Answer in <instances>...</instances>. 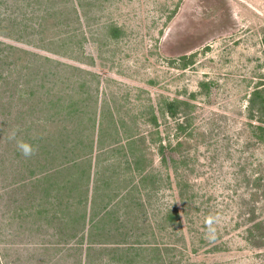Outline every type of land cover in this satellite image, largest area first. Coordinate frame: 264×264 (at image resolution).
I'll use <instances>...</instances> for the list:
<instances>
[{
	"label": "rangeland",
	"instance_id": "374dc122",
	"mask_svg": "<svg viewBox=\"0 0 264 264\" xmlns=\"http://www.w3.org/2000/svg\"><path fill=\"white\" fill-rule=\"evenodd\" d=\"M203 80L213 81L209 93L200 88ZM262 82L264 0H0V264H88L90 258L83 259V252L74 248H44L54 227L39 225L45 217L40 219L35 205H48L41 189L49 181H64L62 176L35 178L31 170L41 171L36 159L52 142L69 156L79 152L71 148L72 140L84 130L88 145L80 150L81 157L94 162L99 158L92 131L102 130L104 122L102 147L116 141L110 130H121L123 142L143 133L156 167L173 177L174 167L167 171L160 165L158 144L186 138H177L176 121L165 111L166 98L191 101L186 130L196 131L193 140L188 137L179 146L180 156L195 163L194 172L178 164L181 179L190 185V203L180 201L174 178L147 200L153 220L170 206L184 210L183 225L177 218L166 223L175 232L168 243L177 244L182 257L173 264H264V242L253 239L260 230L247 224L249 215L264 217V185L253 189V180L250 185L245 181L251 178L248 169L258 163L263 166H258L257 176L264 179V138L246 144L249 96ZM237 137L244 145L243 156L232 159L224 153L228 143L238 146ZM217 138L222 144L215 143ZM212 148L223 150L215 166L219 177L228 179H220L215 190L206 185ZM112 158L124 161L127 155L104 154L100 160ZM233 161L247 168L239 171L240 165H233L230 170ZM253 190L259 195L255 201ZM60 191L56 184L52 192ZM206 191L226 201L210 208L207 216L206 203L201 204ZM148 195L143 189V196ZM255 203L249 213L247 208ZM217 211L218 217L213 213ZM118 222L130 225L127 218ZM158 222L152 221L156 229L165 227ZM81 227V222L76 224ZM228 230L241 238H233ZM217 231L222 239L211 241ZM167 232L158 231L157 238ZM52 233L50 239L59 237L57 231ZM213 243L216 250L211 249ZM120 256L95 255L91 264H126ZM141 259L149 264L144 262L147 257ZM168 260L164 256V264H170Z\"/></svg>",
	"mask_w": 264,
	"mask_h": 264
},
{
	"label": "trees",
	"instance_id": "16d2710c",
	"mask_svg": "<svg viewBox=\"0 0 264 264\" xmlns=\"http://www.w3.org/2000/svg\"><path fill=\"white\" fill-rule=\"evenodd\" d=\"M182 58L186 59L187 56H183ZM262 83L264 84V82ZM262 83H260V85L258 84L249 96L250 121L248 125L250 130L247 131L250 134V138L246 142L247 146L258 144L260 139L263 140L264 138V86H262ZM212 87V80H203L200 82V88L206 90V93H209ZM194 94V92L191 93L190 99L194 98ZM258 104L259 111L255 113L254 107ZM191 106H193V104L190 100L182 98L165 99V111L171 118L175 119L177 124V138L180 135H185L183 137L186 138L179 137L176 143L168 140L169 143L160 141L158 144L160 165H164L166 167L165 170L169 166L174 167L173 177L171 176L172 174L168 172L165 173L156 167L154 159L152 161L147 152V140L143 133L127 136L125 139L126 141L123 142V138H120L121 130H110L111 132H109V134L112 137L115 136L116 141L109 146L102 147L99 138H101V135L104 137V122H102V130H97L96 134L94 130L92 131V140L95 139L96 141L94 153L96 151L97 157L99 158L96 159L95 157L94 162L91 158L87 159L81 157L82 153L80 150L88 145L86 144L88 132L84 130L77 132L76 138L72 140L73 144L71 148L79 150V152H75V154L69 156L68 153L63 152L59 147L57 148L56 144L53 142L51 145H54L50 148L52 150L42 151L40 157L36 159V165L41 167L40 174H38L36 170H31L30 173L35 178H43L44 180L62 176L64 181L62 184H59L57 180L49 181L48 186L41 189L43 201H46L48 205L41 206L42 201L35 205L37 206L36 212L41 215L40 219H42V216L45 217L44 220L39 221V225H44L45 227L53 226L54 228L50 229L51 233L57 231L56 236L59 235L57 238L50 239V233V238L47 241L44 240V248L49 250H52V248L62 250V247H67L68 250L74 248L75 250L83 252V259L90 258L88 264H91V260L95 255L104 253L109 255L115 252L121 255L120 258L123 259L126 264H142L141 258L146 257L147 259L144 260L145 263L164 264V256L166 255H168L170 259L168 260L170 264L175 263V261L178 262V259H182L180 252L177 250V244L168 243V239H172V235L174 236L175 232L173 234L170 230L172 225H166V223L167 221L171 222V220L177 218L178 223L183 225V218L181 216L184 210L181 212L178 206H170L162 212L161 217H156V219L153 220V218L148 215L150 213V205H147V200H149L153 194H157L164 183L170 181V178L171 180L174 178V186L178 191L180 201H184L186 205L191 201H189L190 197L189 194H187L190 185L187 181L182 180L180 177L181 175H179L180 172L178 173V164H180V162L185 164L187 170L194 172L195 167V163L191 158L180 156L181 152H179V146H182L188 137L193 140V136L196 133L195 130H186L191 123V116L189 113ZM151 121L158 125L157 116L151 117ZM243 133L246 134L244 130ZM207 134L208 132L206 131V136ZM241 135L242 134L239 133V136ZM200 136H204V132H201ZM222 141V138H217L215 143L220 145ZM241 141V138L237 137V147L234 144L228 143L229 146L224 154H228L232 159L242 158L244 145ZM139 143L142 144L143 147H140ZM208 145L212 146L214 143ZM212 151L214 160L206 161V185L213 186L212 189H214L220 179H224V182H227L228 179L220 178V172L217 169L218 164L215 166V163L220 160L223 150L216 148ZM116 152L127 155V159L121 161L112 158V160L107 162L100 160L104 154H115ZM168 153H172L171 156L168 155ZM148 160H151V162L149 161L145 164ZM148 163L152 165L147 167L146 165H148ZM232 163L233 164L229 165L230 170L233 165H240L241 162L233 161ZM222 166L223 168L225 167L224 164H222ZM258 166L262 167L263 165L258 163ZM258 166L256 168H249L248 170H251V178L244 179L247 185H250V181L253 180L251 183L253 189L257 187V185H264L262 181L264 180L263 177L260 178V176H257V174L260 175L261 171L257 170ZM124 167L125 169H123ZM242 168H247V164H241L239 171H241ZM135 171L138 172L137 175L134 176L133 173ZM20 173L22 174L23 172ZM105 174H107V177L104 176ZM92 177H95V179L91 180ZM259 178L260 181L257 183ZM90 180L95 181L93 185H91ZM238 182L242 183L241 180ZM37 183L39 185L42 184L40 179H37ZM56 184L61 187L59 194H54L52 192ZM143 189L149 192L148 196H143ZM253 191L251 199L255 201L254 199H257L259 195L256 190ZM10 192L11 190H8L5 194L9 195ZM207 193L206 191V196L208 195ZM76 195L77 197H75ZM225 202L224 198L217 195V192H211L201 204L203 205L206 203L207 216L212 213L210 208L213 209L216 207L217 209L218 205H223ZM256 202H258V200ZM55 205H57L58 209L54 207ZM58 205H60V208ZM72 206H74V210L71 209ZM254 208H256V203L247 209L250 213ZM199 209L201 208H196L195 210ZM213 213L217 216L218 211ZM88 217L90 220L89 223L87 220ZM123 218H127L130 225L121 226L124 222L115 223L118 220H123ZM152 221H155L157 224L159 223L158 221H161L162 224H165V227L156 229ZM80 222L82 223V227L77 229L76 224ZM247 224H249L250 227H248L252 230H260V234L255 235L253 239L264 242V217L259 218V214L256 217L255 215L254 217L249 215ZM176 227L177 225H175V228ZM238 227L239 224H236V228L234 229ZM160 230H167L169 232L164 233V237L160 236L159 240V238H157V232ZM175 231H177V229ZM227 233L232 234L235 239L241 238L239 234L231 230H228ZM52 234L54 235L55 233ZM222 237V234L217 231L216 236L212 237L211 241L215 239L221 240ZM212 245L214 246H212L211 249L216 250V245L214 243ZM142 255L144 256L141 257Z\"/></svg>",
	"mask_w": 264,
	"mask_h": 264
}]
</instances>
